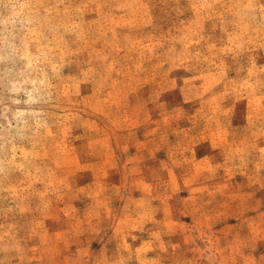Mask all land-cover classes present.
<instances>
[{
    "label": "rangeland",
    "instance_id": "374dc122",
    "mask_svg": "<svg viewBox=\"0 0 264 264\" xmlns=\"http://www.w3.org/2000/svg\"><path fill=\"white\" fill-rule=\"evenodd\" d=\"M0 264H264V0H0Z\"/></svg>",
    "mask_w": 264,
    "mask_h": 264
}]
</instances>
